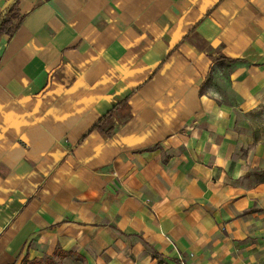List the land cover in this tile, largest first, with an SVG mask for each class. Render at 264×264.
Wrapping results in <instances>:
<instances>
[{"label": "crops", "instance_id": "0c3cea01", "mask_svg": "<svg viewBox=\"0 0 264 264\" xmlns=\"http://www.w3.org/2000/svg\"><path fill=\"white\" fill-rule=\"evenodd\" d=\"M0 264H262L264 0H0Z\"/></svg>", "mask_w": 264, "mask_h": 264}, {"label": "trees", "instance_id": "16d2710c", "mask_svg": "<svg viewBox=\"0 0 264 264\" xmlns=\"http://www.w3.org/2000/svg\"><path fill=\"white\" fill-rule=\"evenodd\" d=\"M17 17L18 13L13 7L9 8L7 14L0 20V35L6 34L10 36L13 33Z\"/></svg>", "mask_w": 264, "mask_h": 264}, {"label": "built area", "instance_id": "2783aa9c", "mask_svg": "<svg viewBox=\"0 0 264 264\" xmlns=\"http://www.w3.org/2000/svg\"><path fill=\"white\" fill-rule=\"evenodd\" d=\"M262 264H264V261L262 262Z\"/></svg>", "mask_w": 264, "mask_h": 264}, {"label": "water", "instance_id": "95a60500", "mask_svg": "<svg viewBox=\"0 0 264 264\" xmlns=\"http://www.w3.org/2000/svg\"><path fill=\"white\" fill-rule=\"evenodd\" d=\"M11 1H13V0H11Z\"/></svg>", "mask_w": 264, "mask_h": 264}]
</instances>
